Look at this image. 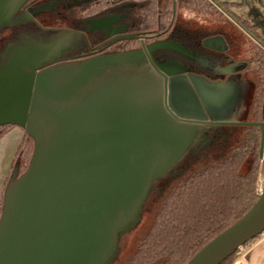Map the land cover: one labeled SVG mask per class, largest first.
I'll list each match as a JSON object with an SVG mask.
<instances>
[{
    "label": "water",
    "instance_id": "95a60500",
    "mask_svg": "<svg viewBox=\"0 0 264 264\" xmlns=\"http://www.w3.org/2000/svg\"><path fill=\"white\" fill-rule=\"evenodd\" d=\"M23 1L0 0V27ZM211 40L222 41L205 39L204 45ZM164 47L191 55L168 40L148 49ZM55 51L56 41L26 43L0 63V126H18L34 142L26 169L3 192L0 264H106L117 231L133 222L152 183L166 176L190 145L191 151L204 124L258 125L259 156L264 154V122L216 115L224 95L234 92L230 87L243 80L195 76L203 83L182 86L174 78L187 76V69L170 61L158 64L160 71L89 82L97 66L132 59L133 53L79 67L47 66ZM262 233L264 187L240 220L185 264H220Z\"/></svg>",
    "mask_w": 264,
    "mask_h": 264
},
{
    "label": "trees",
    "instance_id": "16d2710c",
    "mask_svg": "<svg viewBox=\"0 0 264 264\" xmlns=\"http://www.w3.org/2000/svg\"><path fill=\"white\" fill-rule=\"evenodd\" d=\"M230 5L222 0H176L172 37L194 50L207 48L202 39L215 33L216 27L199 25L198 17L221 25L232 23ZM4 43L0 39V52ZM254 49L257 59L251 64V102L243 120L262 122L264 49L255 44ZM13 126L1 125L0 137ZM260 137V127L254 124L203 127L190 154L154 185L147 206L140 208L129 225L128 229L135 228L132 248L120 254L116 246L106 264H185L212 238L240 220L260 194L259 180L264 175ZM33 146V138L24 131L4 189L26 169ZM236 257L237 251L220 264H232Z\"/></svg>",
    "mask_w": 264,
    "mask_h": 264
},
{
    "label": "flooded vegetation",
    "instance_id": "af4514ba",
    "mask_svg": "<svg viewBox=\"0 0 264 264\" xmlns=\"http://www.w3.org/2000/svg\"><path fill=\"white\" fill-rule=\"evenodd\" d=\"M224 1L231 4L232 23L221 25L200 17L197 22L216 27L215 33L202 39V45L205 39L220 37L222 41H207V48L194 50L172 37L176 0L170 6L166 0H25L9 23L0 27V39L5 41L0 58L26 43L56 41L52 63L47 66L79 67L96 58L133 53L132 59L97 66L89 82L124 73L156 72L158 64L175 61L187 69L186 75L209 81L238 77L253 84L254 44L264 49V38L231 10L234 2ZM162 40L179 44L191 55L167 47L148 49ZM213 125L218 124L207 123L204 128Z\"/></svg>",
    "mask_w": 264,
    "mask_h": 264
},
{
    "label": "rangeland",
    "instance_id": "374dc122",
    "mask_svg": "<svg viewBox=\"0 0 264 264\" xmlns=\"http://www.w3.org/2000/svg\"><path fill=\"white\" fill-rule=\"evenodd\" d=\"M166 1H168L169 6L170 4H172V0H166ZM202 78L207 80L204 77ZM232 78H236V77H232ZM237 78H236V81H238ZM174 80L176 84L179 83L182 86H186V85L192 86L194 85V83L197 85H200L201 83H203V80H200L199 78H195V76L191 77L188 75L187 76L178 75L176 78H174ZM251 85L252 84L248 80H243L235 84L234 86L235 88L230 87L234 89V92L231 94L224 95L226 99L223 103V106L222 107L220 106L217 109L216 115L226 120L244 121L243 119L245 117V112L251 102V88H252ZM208 98L209 97L206 96V100H209ZM207 104L206 105L208 107L205 106L206 114L208 113L207 109L209 108V103L207 102ZM211 109L213 110L214 108H211ZM16 130L21 131L20 127L13 126L2 137H0V184H1L0 197L3 195V192H4L3 190L5 186V180H6V176L9 171L11 162L13 158L15 157V154L18 150V147H19V144L22 138L24 137V130H23L22 138L20 139L16 137V134H17ZM190 147L191 145L186 149L185 153L176 161L174 167L179 166L183 163L185 158L190 154ZM261 159H264V154H262ZM163 177H165V175L156 179V181L152 183L141 205V208L147 206L149 199L153 193L154 185ZM262 187H264V175L260 176L259 188H258L259 191L261 190ZM143 214H144V211H142V215ZM134 235H135L134 227H130L129 229L124 228V229H120L119 231H117L116 233L117 241L116 242H117V247H118V253L120 254L125 253L126 251H129L132 248V241H133Z\"/></svg>",
    "mask_w": 264,
    "mask_h": 264
},
{
    "label": "crops",
    "instance_id": "0c3cea01",
    "mask_svg": "<svg viewBox=\"0 0 264 264\" xmlns=\"http://www.w3.org/2000/svg\"><path fill=\"white\" fill-rule=\"evenodd\" d=\"M226 1L234 2L231 10L241 17L246 24L253 26L259 36L264 38V0ZM20 129L21 131L16 130V137L19 139L22 138L23 134V129ZM232 264H264V233L249 244L243 245L241 250L237 252V257Z\"/></svg>",
    "mask_w": 264,
    "mask_h": 264
},
{
    "label": "built area",
    "instance_id": "2783aa9c",
    "mask_svg": "<svg viewBox=\"0 0 264 264\" xmlns=\"http://www.w3.org/2000/svg\"><path fill=\"white\" fill-rule=\"evenodd\" d=\"M242 246H240L238 249H237V252H239L241 250Z\"/></svg>",
    "mask_w": 264,
    "mask_h": 264
}]
</instances>
